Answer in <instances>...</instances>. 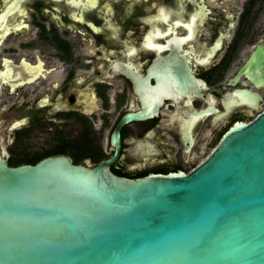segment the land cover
Instances as JSON below:
<instances>
[{"label":"water","instance_id":"obj_1","mask_svg":"<svg viewBox=\"0 0 264 264\" xmlns=\"http://www.w3.org/2000/svg\"><path fill=\"white\" fill-rule=\"evenodd\" d=\"M0 0V264H264V108L196 165L110 169L118 126L200 97L212 6Z\"/></svg>","mask_w":264,"mask_h":264},{"label":"flooded vegetation","instance_id":"obj_2","mask_svg":"<svg viewBox=\"0 0 264 264\" xmlns=\"http://www.w3.org/2000/svg\"><path fill=\"white\" fill-rule=\"evenodd\" d=\"M105 1V0H101ZM212 6L198 44H214L228 28L224 52H215L199 72L194 54L185 56L189 73L201 79L200 97H162L157 109L118 126L120 147L110 164L126 174L189 170L237 122L251 121L264 108V0H202ZM157 10L159 0H108Z\"/></svg>","mask_w":264,"mask_h":264},{"label":"trees","instance_id":"obj_3","mask_svg":"<svg viewBox=\"0 0 264 264\" xmlns=\"http://www.w3.org/2000/svg\"><path fill=\"white\" fill-rule=\"evenodd\" d=\"M115 173L120 174V175L129 176V177H136V176H140V175L146 174L145 172L136 173V174H126V173H121V172H115Z\"/></svg>","mask_w":264,"mask_h":264}]
</instances>
